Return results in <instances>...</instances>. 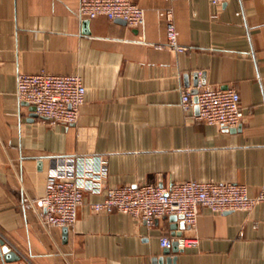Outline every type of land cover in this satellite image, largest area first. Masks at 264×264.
<instances>
[{
    "label": "crops",
    "instance_id": "1",
    "mask_svg": "<svg viewBox=\"0 0 264 264\" xmlns=\"http://www.w3.org/2000/svg\"><path fill=\"white\" fill-rule=\"evenodd\" d=\"M79 1L0 0V264H156L167 250L160 236L179 233L199 245L171 251L176 264H264V202L203 207L193 228L180 219L174 228L170 217L149 228L126 213H96L90 204L104 195L87 193L66 236L41 225L51 157L105 155L109 187L223 180L255 196L264 186V0H132L145 10L141 27L81 20ZM166 9L184 51L166 46ZM40 72L82 76L76 122L44 121L17 100L18 74ZM195 74L198 86L239 92L241 125L220 129L197 121V107L183 110ZM2 241L18 258L5 257Z\"/></svg>",
    "mask_w": 264,
    "mask_h": 264
},
{
    "label": "built area",
    "instance_id": "2",
    "mask_svg": "<svg viewBox=\"0 0 264 264\" xmlns=\"http://www.w3.org/2000/svg\"><path fill=\"white\" fill-rule=\"evenodd\" d=\"M219 6L227 0H208ZM77 16L90 20L106 16L110 20L122 19L129 26L145 24V10L132 0H80ZM166 21V46L174 51L187 49L178 40V31L172 9L160 12ZM161 47V46H157ZM196 89V93L193 90ZM185 89L181 107L185 112L198 107L197 121L215 125L220 129H233L244 121L241 97L233 88L222 89L210 84ZM86 86L79 74L19 73L16 97L35 107L37 116L50 123L76 122L80 108L86 101ZM52 168L47 173L45 191L39 199L43 212L40 223L46 228L62 229L73 226L79 207L87 193L104 195L92 202L96 213L122 212L144 222L149 228L171 215L182 216L188 228L195 227L200 209L205 207L215 213L249 211L264 202V186L255 196L249 194L248 186L223 180L189 179L173 183L165 188L153 184H126L109 187L105 184L108 165L105 155H69L51 157ZM177 243L181 249L197 247V237L163 234L160 244L170 249Z\"/></svg>",
    "mask_w": 264,
    "mask_h": 264
},
{
    "label": "water",
    "instance_id": "3",
    "mask_svg": "<svg viewBox=\"0 0 264 264\" xmlns=\"http://www.w3.org/2000/svg\"><path fill=\"white\" fill-rule=\"evenodd\" d=\"M117 20L126 23V21H124L122 19H117ZM202 82L204 83V81H202ZM198 84H199L198 74H195V83H194L195 87L198 86ZM193 93H196V89L193 90ZM197 110H198V107H197ZM31 111H33V113L31 114L32 116H37V114L35 112V107L34 106H31ZM179 219H182V216H176V215H171L170 216V220L172 222H174L173 223L174 228L176 227V224H177L176 222ZM181 226H182V228L185 227V224H184L183 221L181 223ZM66 234H67V227L64 228V235L66 236ZM178 236H180V233L178 234ZM1 244H2L3 252L5 253V257L8 260H12V259L18 258V255L11 248L10 245L6 244L3 241L1 242ZM177 248H178L177 243H175L172 250H170V249L165 250L164 256H162L159 259H157V263L156 264H165V261H166V264H176V257L175 258H171L170 257V254H171V251H173V252L176 251L177 252V250H178Z\"/></svg>",
    "mask_w": 264,
    "mask_h": 264
}]
</instances>
